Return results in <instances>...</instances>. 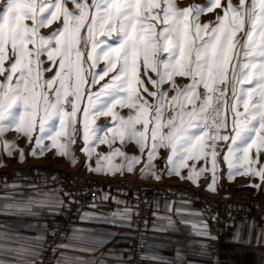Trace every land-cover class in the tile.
Masks as SVG:
<instances>
[{
  "label": "snow or ice",
  "instance_id": "snow-or-ice-1",
  "mask_svg": "<svg viewBox=\"0 0 264 264\" xmlns=\"http://www.w3.org/2000/svg\"><path fill=\"white\" fill-rule=\"evenodd\" d=\"M217 8L223 15L216 23L201 25L200 16ZM113 33L116 45L98 54L106 41L97 37ZM101 59L105 66L94 71ZM176 77L191 82L178 85ZM0 78V150L9 156L15 151L24 160L16 143L22 139L31 145L28 155L55 149L75 164L79 139L82 166L93 173L135 172L197 185L207 179L205 189L215 191L223 162L227 178L258 177L259 184L241 186L264 190V0H226V6L208 0L183 8L177 0H0ZM124 108L127 116L118 111ZM100 117L110 123L97 126ZM13 130L10 142L6 134ZM100 145L108 152L98 151ZM132 145L136 151L127 152ZM38 203L14 201L4 211L35 216ZM164 219L173 225L170 216Z\"/></svg>",
  "mask_w": 264,
  "mask_h": 264
},
{
  "label": "crops",
  "instance_id": "crops-1",
  "mask_svg": "<svg viewBox=\"0 0 264 264\" xmlns=\"http://www.w3.org/2000/svg\"><path fill=\"white\" fill-rule=\"evenodd\" d=\"M47 152L35 157L26 154L23 161L10 160L14 163L33 160L39 164L52 163V150ZM4 161L8 162L9 157H4ZM6 165L0 164V169ZM28 199L39 201L32 208L37 215L15 214L17 210L11 209L4 211V205ZM66 202L65 191L54 192L48 186L31 184L25 176L0 178V264L34 262L58 210ZM177 209L179 215H173ZM125 213H133V210L123 195L107 193L106 197L89 200L67 240L60 246L53 264H81L82 261L123 264V247L131 227L119 224L129 219L132 222L133 217ZM167 216L172 218L173 225L169 226L164 219ZM113 220L115 224L106 222ZM238 230L239 239L236 236ZM201 231L210 233V236L200 235ZM85 236L95 243H85ZM213 240L203 203L185 196L161 198L153 206L145 254L140 264H211L216 255H220L225 264H264V218L237 220L218 247ZM85 248L91 250L85 251ZM26 249L35 251L36 255H27Z\"/></svg>",
  "mask_w": 264,
  "mask_h": 264
},
{
  "label": "rangeland",
  "instance_id": "rangeland-1",
  "mask_svg": "<svg viewBox=\"0 0 264 264\" xmlns=\"http://www.w3.org/2000/svg\"><path fill=\"white\" fill-rule=\"evenodd\" d=\"M89 2H91V0H89ZM232 2H233V4H238V0H232ZM207 3H208V0H177V5H178V7H181V8L187 7V6H190V5L204 6ZM222 4H224L226 6V0H222ZM217 15H220V16L223 15V11H222L221 8H217V9L211 11V12H207V11L204 12L200 16L199 22L201 23V25H203L205 23H209L210 26L214 25L216 23ZM28 23H30V22H28ZM54 27H55V24L53 26H51V28L41 29V34L47 35L52 30V28H54ZM97 39L101 40V41H106V44H101L100 48L97 49V53L101 54V55H102V50L106 49L107 44H112L113 46H115L116 43H117V39H116V34L115 33H113L112 36H98ZM166 55L167 54H163L160 58L161 59H165ZM42 59L43 60H47L46 55L43 56ZM104 66H105V61L103 59H101L99 61V63L97 64V67L94 69V71L98 72ZM53 70L55 71L56 69L54 68ZM141 71H143V70H141ZM149 74L153 78H155V76H156L155 73H151L150 72ZM50 75H51V73H45V78H47ZM111 75H112V73L109 74V76H111ZM0 79H2V78H0ZM108 79H109V77H105V79L103 81H100V84L105 83ZM175 79H176V82H177L178 85H184V84H188V83L191 82L190 79L187 78V77H176ZM145 80H146V77H145ZM99 86L100 85H97L93 89V91L97 90L99 88ZM147 86L151 89V85L150 84H148ZM164 87H168V85H165ZM200 91L203 92V89L201 88ZM174 94H175L174 92H170L169 96L174 95ZM118 111L123 116H127L128 113H129V109H127V108L118 109ZM110 119H111L110 117H100L99 119L96 120V125L97 126L108 125L110 123ZM50 124L54 125L55 127L58 128L59 120L58 119H53L50 122ZM15 136H16V133L13 130V131L8 132L6 134V139L11 142V141H13V138ZM16 143H17V147L18 148H23L24 149L25 155H26L27 152H28V148L31 147V145H26L22 139L19 140V141H16ZM44 143L46 145H49L51 143V141L45 140ZM79 147H80V143H79V139H78V143L76 145H74V148L76 150L75 154L79 158V161L77 163H75V164L71 163L69 158H66V157H63V156H56L55 155V149H52V163L49 162L47 164H44L43 162H41V164H39L37 162H34V160L29 162V163H26V162L25 163H23V162L14 163V162H11L10 159H13V160L14 159L15 160L18 159L17 154L15 153V151L13 152L12 156H9L6 151L0 150V164H3V165L8 164L9 165V166L6 165L7 167L4 166V168H1L0 171L7 172V171L15 170V173L11 174V175H8V178L9 177H22V176H25V177L28 178V181L31 184L38 185V186H48V187H50L52 189V191H54L53 188L55 189L57 187V184L56 185H52V183L45 184V183H43L44 178H39V177H36L37 179L33 180L29 176V173H26V174L25 173H19L18 169L19 168H23V169L33 168L34 170H37V169H39V170L50 169L53 172H55V174L57 172H65L66 175H68L69 177L70 176H72V177L81 176V177H85V178H91L94 181L100 180L102 182V186H106V187H99L97 185H94L97 189L98 188L102 189V190L100 189L101 192L99 193L98 197H104V196L106 197L107 193H109L111 195H114V196L122 195L121 193L113 194L111 191L107 190V187H108L107 186V182H111L113 180L114 181L115 180H118V181L121 180L120 182H130L131 181V182H134L137 185L151 183V182L152 183H155V182H158V183H170V184H175V185L183 184V185L187 186L188 188L193 189L196 192H198L200 194V196L196 197V196L180 195V196H178L176 198L185 196V197L190 198L191 200L199 201V202L203 203L205 205V208H206L207 220L209 222H210V220H209L208 214L211 211H210V208H209V204L207 203L208 199H206L205 196L210 198L212 201H214L216 203H224L230 198H232V199H239V198H250V199H252V198H256V199H263L264 200V190H258L257 188H255L253 186H243V187L241 186V185H245V184H249V185L259 184L260 181H259L258 177L250 179L249 177L237 175L234 178L229 179V178H227V171H228L227 170V165H226V163H223V162L220 164V178H219L218 186H217L215 191H211V190H206L205 187H204V185L208 182L207 179L201 180L200 183L197 185V184H193L190 181L182 180V179H179V178H176V177H171V178L165 177L162 180L143 178V177L137 175L135 172H133V173L125 172L124 174H116V175H105V174L93 173V172L89 171L87 168H85L84 166H82L83 165L84 156H83V153H81L79 151ZM115 147H120L119 142H117ZM220 147L224 148V145L221 143ZM125 150L127 152H129V153H133V152L136 151L134 145L128 147ZM98 151L107 153L108 152L107 145H100L99 148H98ZM164 151L165 150L161 149V154H163ZM46 153H48V152H46ZM6 156L9 157V161L8 162L4 161V157H6ZM116 159H117V162H119V158H116ZM92 163H93V166H95V162L93 161ZM10 165H15V166H10ZM0 167H2V166H0ZM137 167H139V166H137ZM157 167L162 168L163 167V163L158 161L157 162ZM184 171L186 172L187 170L185 169ZM0 178H7V177L0 176ZM261 189H264V185H261ZM60 190L66 192V190H64L62 188H59L57 191H54V192H59ZM89 197L90 196H86L85 197V202H86L85 206H86V204H87V202L89 200L95 199V197L94 198H92V197L89 198ZM66 198H67V202H68L67 192H66ZM124 198H125V196H124ZM161 198H168L169 199L170 197H161ZM161 198H159V199H161ZM176 198H170V199H176ZM159 199H157L156 201H154L152 203V206H151L152 210H151V213H150L149 218H148L147 227H146V229L143 232V234H144V238H143L144 250L142 252V255H141L139 261H137L134 264H140V263L143 262V258H144V254H145V243H146V239H147V230H148V227H149V220H150L151 214L153 212V206ZM125 200H126V198H125ZM205 201H206V203H205ZM67 202L65 204H63L60 207V209L58 210V212H57V214L55 216L54 222H53L52 226H50V228L48 229L44 240H46L48 238V235L50 234V232L54 228L56 220L58 219V217L60 215V210L67 204ZM127 203L131 205L130 201H127ZM85 206H84V208H85ZM84 208H83V210H84ZM83 210L81 211V213L83 212ZM132 210H133V212H135V208L133 206H132ZM80 214L78 215L77 218H75L73 220V223H70V224H72L70 229L67 231V233L65 235V238L59 243V247H57V250L54 253L53 259H52V261L49 264H53L54 261L56 260V256L58 254L60 246H62L65 243V241L67 240L68 235H69L72 227L76 224ZM246 218H251V217H242V218H238V219L233 220L230 223V226H229V233L225 237H227L230 234L232 226L237 220L246 219ZM263 218H264V215L259 217V218H256V219H263ZM132 224H133V217H132ZM132 228H133V226H131V229H130L129 234L127 236L126 243H125V245L123 247V257H124L123 258L124 259L123 264L129 263V261H128L129 260V258H128V254L129 253L127 252V246L128 245L130 246V244H128V238H130V236L132 234ZM210 229H211V222H210ZM211 233L214 236V240H213L214 242L213 243H214L215 246H217L215 244L216 240H218V242H221L225 238V237L224 238H219V236H217L216 234H214L212 232V229H211ZM43 245H44V241L42 243L40 253H39L38 257L35 259V261L33 262V264L37 261V259H39L40 255L42 253ZM214 245H213V247H214ZM216 256L212 258L211 264H213L214 258H216Z\"/></svg>",
  "mask_w": 264,
  "mask_h": 264
},
{
  "label": "built area",
  "instance_id": "built-area-1",
  "mask_svg": "<svg viewBox=\"0 0 264 264\" xmlns=\"http://www.w3.org/2000/svg\"><path fill=\"white\" fill-rule=\"evenodd\" d=\"M19 173H29L31 179L36 180V177L44 178L43 183H52L57 187L53 190L57 191L59 188L66 190L68 196L67 204L60 210V215L56 220L55 226L48 235V238L44 240L42 253L34 264H49L54 256L55 251L59 243L65 238L67 231L70 229V223L78 217L85 206V197L96 198L101 192V188H96L94 185L99 187L102 186L100 180L94 181L91 178H85L81 176H68L65 172H53L50 169L34 170L30 169H18ZM15 170L3 172L0 171V176L8 177V175L14 174ZM53 178H56L55 180ZM121 181V180H120ZM113 180L107 182V190L113 194L121 193L125 196L127 201H130L131 205L135 208L136 215L133 216V228L130 238H128L127 252L129 263L134 264L139 261L142 252L144 250V230L147 227L148 218L151 213V206L154 201L161 197L176 198L180 195L188 196H200L198 192L187 186L180 184L170 183H146V184H135L134 182H120ZM102 190V189H101ZM208 204L210 211L208 214L211 222V229L214 234L219 238H224L229 233L230 223L238 218L251 217L259 218L264 215V200L256 198H239V199H228L224 203H216L210 198ZM242 201V202H241ZM206 203V201H205ZM226 238V237H225ZM218 240L215 244L218 246ZM213 264H225L223 258L217 255L214 258Z\"/></svg>",
  "mask_w": 264,
  "mask_h": 264
}]
</instances>
